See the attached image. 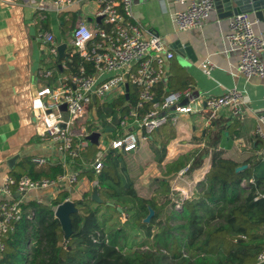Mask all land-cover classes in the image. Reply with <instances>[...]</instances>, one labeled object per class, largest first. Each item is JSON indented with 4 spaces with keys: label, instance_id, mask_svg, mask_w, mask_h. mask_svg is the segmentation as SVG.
I'll list each match as a JSON object with an SVG mask.
<instances>
[{
    "label": "built area",
    "instance_id": "2783aa9c",
    "mask_svg": "<svg viewBox=\"0 0 264 264\" xmlns=\"http://www.w3.org/2000/svg\"><path fill=\"white\" fill-rule=\"evenodd\" d=\"M0 1H24L42 20L47 19L49 13H61L90 1L97 5L96 18H101V23L96 27H91L85 19L80 20L73 30L72 45L82 59L76 73L55 79V70L40 72V76L49 84H45L32 101L37 135L54 144L65 171L54 180L23 177L19 180L9 178L4 182L0 190L7 199L0 203V259L6 249L5 238L15 231L17 223L23 218L22 204L26 195L64 183L77 184L85 168L76 171H68V168L76 167L78 160L82 162V167H89L98 176L103 170V159L107 153L136 152L162 127L177 125L183 115L204 110L209 119L214 120L223 109L230 110L236 117L243 113L245 95L236 88L227 90L220 97H192L187 103L184 98L190 96V90L168 91L162 97L157 94L156 88L166 78L167 64L175 58V53L160 36L153 34L147 37L135 19L133 0ZM174 3L185 6L173 15L178 30L182 32L201 29L215 10L214 0H174ZM40 39L48 55L57 59L59 44L55 35L43 30ZM226 39L230 48L240 53L238 74L247 79L264 78V39L255 32L248 14H238L230 19ZM201 68L210 75L213 66L204 63ZM131 94L135 95L133 101L130 100ZM93 97L97 100V116H93ZM123 98L126 100L113 107ZM63 106L66 107L65 111L62 110ZM106 108L111 115L106 119L103 130H97L93 127L94 119ZM93 133H99V144L94 160L87 166L83 153L91 145L88 137ZM103 135L106 136L105 142H101ZM258 136L262 147L257 156L264 159V134L261 129ZM108 137L113 138L108 142ZM32 162L38 166L49 163L41 157L32 158ZM189 168L179 175H184ZM94 186H99L98 180L94 181ZM192 196H173L171 200L179 209ZM258 263H264V251L259 255Z\"/></svg>",
    "mask_w": 264,
    "mask_h": 264
},
{
    "label": "crops",
    "instance_id": "0c3cea01",
    "mask_svg": "<svg viewBox=\"0 0 264 264\" xmlns=\"http://www.w3.org/2000/svg\"><path fill=\"white\" fill-rule=\"evenodd\" d=\"M83 5H93L88 18L78 13L80 8L83 9ZM184 8V5L176 4L174 0H133L135 19L145 30L147 37L153 34L160 36L175 53V58L167 64L166 78L156 88L157 94L162 97L170 90H190V96L184 98L187 103L192 97H220L227 90L236 88L244 93L246 105L242 115L238 117L233 116L228 109L221 110L214 120H210L204 110L183 115L174 126L176 138L167 146L161 162L153 149L151 135L147 143L133 152L143 166V172L133 184V188L137 195L144 199L157 196L161 180L170 182V199L178 196L175 194V188L181 195H193L197 185L205 180L211 170L216 153L240 166L248 167V162L257 156L261 148L258 130L261 129L264 134V78L247 79L238 74L240 53L231 49L226 39L232 17L221 18L215 9L201 29L182 32L178 30L173 15ZM96 11L95 3L85 1L61 13L52 12L50 14L55 13L60 18H66L68 28L67 31L63 27L51 31L45 29L46 19L42 20L24 1H0V188L7 179L13 178L11 171L26 158L41 157L47 159L48 164L63 166L54 144L37 135L32 113L34 97L45 84H49L40 76V72L55 70V79L65 76L56 71V60L59 57L55 60L50 58L52 62L46 60L47 49L40 39V33L43 30L51 31L59 45L73 46L72 33L80 20H87L91 27L101 23L97 21ZM248 15L254 23L255 32L264 39V17L260 20L263 15ZM177 42H181L183 47L188 44L192 47L196 57L194 62L187 53L184 54L183 60L177 58L174 48ZM262 59L264 60V54ZM204 63L213 66L210 75L202 70L201 65ZM54 80L49 82L53 83ZM104 139L105 135L101 142H105ZM14 157L18 159L13 167H10L9 161ZM195 160L200 161L201 165L190 171L188 169V173L180 176L179 173L193 165ZM184 162L187 163L186 168L181 167L177 172L169 173L172 167ZM77 168L79 167L71 166L68 171H76ZM85 171H90V168L87 167L82 172ZM95 180L96 175L93 181L88 176H81L79 182L74 185L64 183L32 191L26 195L24 201L49 202L63 191L72 194L66 200L73 201L87 194L93 197L97 190L94 186ZM6 199L0 190V203ZM125 219L126 216H123V223Z\"/></svg>",
    "mask_w": 264,
    "mask_h": 264
},
{
    "label": "trees",
    "instance_id": "16d2710c",
    "mask_svg": "<svg viewBox=\"0 0 264 264\" xmlns=\"http://www.w3.org/2000/svg\"><path fill=\"white\" fill-rule=\"evenodd\" d=\"M74 49L69 46L66 59L56 60L57 73L70 76L78 71L82 59ZM134 99L131 94L130 100ZM125 100L120 99L113 107ZM175 138V128L170 124L152 135L159 162ZM96 152V146L90 145L83 153L87 166ZM124 154L110 151L103 159V170L96 176L102 202L89 194L73 200L78 211L71 216L73 233L68 239L55 208L72 196L69 191L49 202L24 201L23 218L5 238L0 264H259L258 257L264 251V159L256 156L245 170L237 171L239 164L216 153L205 180L178 209L170 199L169 181L161 180L152 199L137 195L127 180ZM200 163L195 160L189 171ZM81 164L78 160L77 169H87ZM181 167L186 168L187 163L172 167L169 173ZM85 172L80 177L95 179L93 171ZM63 173L61 165L39 167L32 158H26L10 175L15 180L24 176L54 180ZM150 208L154 216L147 223Z\"/></svg>",
    "mask_w": 264,
    "mask_h": 264
},
{
    "label": "water",
    "instance_id": "95a60500",
    "mask_svg": "<svg viewBox=\"0 0 264 264\" xmlns=\"http://www.w3.org/2000/svg\"><path fill=\"white\" fill-rule=\"evenodd\" d=\"M215 2V9L219 17L221 18H231L238 14H252V13H258L262 14L263 16L260 17V20L264 17V0H214ZM93 19H90L92 21ZM98 22H101V18H98ZM67 44H61L59 45V60L63 61L66 59V51H67ZM174 48L177 54V58L179 60H183V56L185 53H187L189 56H191L192 62L196 60V57H194V51L192 47L188 44L185 47L181 44V42H177L174 44ZM62 67V65H60ZM128 75H125V80H127ZM127 91H129V85H126ZM128 97V96H127ZM93 116H97V100L96 97H93ZM62 110H66V107L63 106ZM108 131H112V129H108ZM99 133H93L88 137V140L91 142V145H98L99 144ZM18 157H14L9 161L10 167H13V164L16 162ZM247 168L246 165L240 166L237 168V171H242ZM16 197H20V195H16ZM92 199L94 201L102 202V200L99 198L98 191L96 190ZM77 207L74 204V201L66 200L64 203L60 204L55 209V216L60 221L62 229L65 233L66 239H68L72 233V219L71 216L76 213ZM154 216V210L150 208V214L145 219V222H150L151 218Z\"/></svg>",
    "mask_w": 264,
    "mask_h": 264
},
{
    "label": "rangeland",
    "instance_id": "374dc122",
    "mask_svg": "<svg viewBox=\"0 0 264 264\" xmlns=\"http://www.w3.org/2000/svg\"><path fill=\"white\" fill-rule=\"evenodd\" d=\"M91 6V7H90ZM93 10V5H83V9L80 8V10L78 11L79 15L82 17H89L88 14H90L89 12H91ZM45 24H47L49 26V29L52 31H57L58 27H63L65 31H67L68 28V24L66 22V18L62 17L60 18L57 14H48L47 15V19L45 20ZM63 24V25H62ZM71 36L69 35V38ZM46 50V49H45ZM74 52H76V49H74ZM46 60L50 61V56L47 54H45ZM52 59V58H51ZM54 60V59H52ZM111 112L109 111L108 108H106V110L104 112H100L98 117L96 119H94V124L93 127H95L97 130H103V128L106 126L107 122L106 119L108 117H110ZM113 137H108L107 141L109 142ZM123 160L126 163V172L128 175V181H130L132 184H134L136 182V180L139 178L140 174L143 172V166L140 164V160L139 157L134 155V153H126L123 155ZM188 173V172H187ZM186 174V173H185ZM175 181V179H174ZM174 181L172 182L173 186H174ZM182 182L179 181V183ZM179 190H176L175 188V194L180 196L181 194H179ZM123 197L125 199L128 198V195L126 193ZM189 195H191L189 193ZM176 196V198L178 197ZM131 196H129V199L132 200V198H130ZM189 197V196H188ZM157 199H159L160 203H163V198L162 197H158ZM175 199V198H174ZM173 201V200H172ZM122 221V220H121ZM123 223V222H122ZM146 247L143 248V250H145Z\"/></svg>",
    "mask_w": 264,
    "mask_h": 264
}]
</instances>
